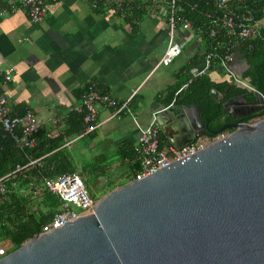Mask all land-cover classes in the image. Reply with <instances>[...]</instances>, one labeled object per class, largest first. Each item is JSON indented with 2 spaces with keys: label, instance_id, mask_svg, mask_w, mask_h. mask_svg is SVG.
I'll use <instances>...</instances> for the list:
<instances>
[{
  "label": "crops",
  "instance_id": "obj_1",
  "mask_svg": "<svg viewBox=\"0 0 264 264\" xmlns=\"http://www.w3.org/2000/svg\"><path fill=\"white\" fill-rule=\"evenodd\" d=\"M43 2L46 13L41 22L32 24L20 0H0V93L12 116L29 112L38 119L43 139L37 142L55 145L47 155L65 153L73 174L80 179L75 170L82 171L92 179L89 186H98L106 194L111 185L114 189L133 180L138 171L137 156L128 157L138 128L174 101L176 92L167 102L170 87L184 83L203 67L199 28L196 31L182 20L184 8L175 4L173 39L180 55L168 66L154 69L167 42L168 0ZM184 21L188 29H182ZM254 24L257 30L264 28V18ZM229 69L236 80L251 81L238 46ZM204 76L216 86L232 83L220 64ZM88 88L117 105L135 94L118 114L96 106L94 132L72 133L82 127L80 96ZM175 138V130L159 127L161 150L173 146ZM46 143L41 148H47Z\"/></svg>",
  "mask_w": 264,
  "mask_h": 264
},
{
  "label": "water",
  "instance_id": "obj_2",
  "mask_svg": "<svg viewBox=\"0 0 264 264\" xmlns=\"http://www.w3.org/2000/svg\"><path fill=\"white\" fill-rule=\"evenodd\" d=\"M263 106L260 93L223 101L232 121L216 130L196 104L158 110L156 122L175 130L177 149L217 138L114 188L91 213L35 234L0 264H264V119L238 121Z\"/></svg>",
  "mask_w": 264,
  "mask_h": 264
},
{
  "label": "trees",
  "instance_id": "obj_3",
  "mask_svg": "<svg viewBox=\"0 0 264 264\" xmlns=\"http://www.w3.org/2000/svg\"><path fill=\"white\" fill-rule=\"evenodd\" d=\"M175 4L184 8L180 18L188 21L192 29L197 31L199 28L198 33L205 54L209 56L210 68L220 64L228 46H238L245 60L247 74L251 78L250 85L255 92L264 97V28L258 29L255 36L238 41L227 36L221 26L224 16L231 17L235 22L250 24L258 22L263 18L264 0H231L221 9L217 8L214 0H180L179 3L175 0ZM187 81L168 89L170 98L167 102L171 101L172 95ZM212 89L222 94L220 102L212 100L209 96ZM241 95L249 101L252 99L251 92L237 87L234 83L216 86L202 75L194 77L178 92L174 101L178 105H198L201 108L202 119L208 121L211 130H216L232 121L229 114L222 112L221 103ZM263 112L264 110H261L242 121L249 123ZM78 121L81 123V130L77 128L72 133L83 131L82 116H79ZM14 135L15 133H6L0 128V242H6L11 251L39 233L42 226L49 223L54 215L62 210L60 199L46 189L44 180L74 173L65 153L57 151L53 155H47L55 145L45 141L37 142L43 139L41 129L32 136L35 142L32 148L17 146L13 140ZM45 143L47 148H41ZM158 149H162L159 141ZM131 153L132 156L128 155L129 158L136 157L133 152ZM15 166L19 169L15 170ZM111 190L113 185L106 189V192ZM103 194L105 193L101 195ZM89 197L92 201L99 198Z\"/></svg>",
  "mask_w": 264,
  "mask_h": 264
},
{
  "label": "built area",
  "instance_id": "obj_4",
  "mask_svg": "<svg viewBox=\"0 0 264 264\" xmlns=\"http://www.w3.org/2000/svg\"><path fill=\"white\" fill-rule=\"evenodd\" d=\"M214 1L218 9L224 7L227 2L226 0ZM19 5L26 11L27 17L32 24L41 22L46 13V6L43 0H20ZM174 8L175 0H168L169 15L166 20L167 42L154 69L168 66L180 55V47L173 39V32L176 23ZM0 13H3V11L1 10ZM262 15L264 18V11ZM221 26L226 31L227 36H231L238 41L249 39L257 33V27L255 24L235 22L229 16L223 17ZM181 27L182 29H188L189 23L184 21ZM234 48L235 45L227 47L226 55L224 59L221 60L220 66L227 72L230 80L235 83L237 87L251 93H257L242 80H236L233 73L230 71L229 64L232 61V52ZM208 69H210L209 56L205 54L203 67L196 72L193 77L188 79L187 83L181 86L175 94L180 92L187 84H189L194 77L196 78L204 75ZM5 79H8V77L5 76ZM134 94L135 91L131 93L128 100L123 102L121 105H117L112 98L88 88L80 96V102L84 110V114L82 116V123L84 125L82 134L92 133L97 128V123L95 121L96 106L111 108L114 113L118 114L127 105L129 99H131ZM262 110H264V106ZM156 114L157 112H154L150 115L146 126L138 128L136 145L133 147V152L137 156L138 160V171L136 172L133 180H139L148 176L156 170L167 166L172 161L183 159L195 153L197 150H200L217 138V136H200L192 143L179 149L169 146L166 151L160 150L158 149L159 126L156 122ZM262 119H264V112L262 115L252 119L249 123ZM0 128L6 133H15L13 140L16 145L25 148H32L35 144L32 136L39 130L40 122L29 112H26L21 116H12L9 112L5 96L0 93ZM18 169L19 167L15 166V170ZM44 185L50 193L58 196L61 201L62 210L55 214L49 223L42 226L39 234L46 233L69 219L91 213L94 201H92L89 197L83 183L76 175H62L55 179H45ZM71 207H74L77 212H75ZM6 254L7 252L5 247H0V259Z\"/></svg>",
  "mask_w": 264,
  "mask_h": 264
},
{
  "label": "rangeland",
  "instance_id": "obj_5",
  "mask_svg": "<svg viewBox=\"0 0 264 264\" xmlns=\"http://www.w3.org/2000/svg\"><path fill=\"white\" fill-rule=\"evenodd\" d=\"M243 82L245 84H248L252 88V86L250 85V83H249L247 78H245L243 80ZM119 170H121V169H119ZM75 172L77 173V175H79L80 180L83 182V185H84V187L86 189V192H87V194L89 196H91L93 198H98V197L100 198L102 196L101 194H102L103 190L101 188H99L98 186H94V185H93V187L89 186V184L92 183V179L91 178H86L84 176V174L81 173L82 171H80L78 169H76ZM71 208L75 212H77V210L74 207H71ZM0 247H5L7 253L11 252V250H9L8 246H6V242H0Z\"/></svg>",
  "mask_w": 264,
  "mask_h": 264
},
{
  "label": "flooded vegetation",
  "instance_id": "obj_6",
  "mask_svg": "<svg viewBox=\"0 0 264 264\" xmlns=\"http://www.w3.org/2000/svg\"><path fill=\"white\" fill-rule=\"evenodd\" d=\"M245 99H246V98H245ZM246 100H247V99H246ZM247 101H249V100H247ZM261 110H262V109H261ZM261 110H260V111H261ZM260 111H259V112H260ZM259 112H258V113H259ZM258 113L250 114V115H248V116H245V117H243V118L238 119V121L244 123L245 121H242L243 119L245 120V119H247L248 117L253 116V115H256V114H258Z\"/></svg>",
  "mask_w": 264,
  "mask_h": 264
}]
</instances>
